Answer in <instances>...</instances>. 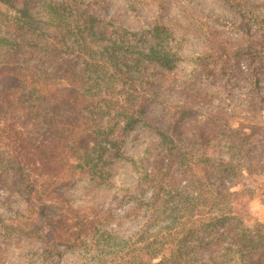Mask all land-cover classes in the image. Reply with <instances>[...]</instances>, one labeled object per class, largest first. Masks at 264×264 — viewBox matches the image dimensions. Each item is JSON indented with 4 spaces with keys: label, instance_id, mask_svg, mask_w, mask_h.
<instances>
[{
    "label": "trees",
    "instance_id": "obj_1",
    "mask_svg": "<svg viewBox=\"0 0 264 264\" xmlns=\"http://www.w3.org/2000/svg\"><path fill=\"white\" fill-rule=\"evenodd\" d=\"M15 3L22 5L13 29L0 35V180L27 202L31 228L21 234L38 239L37 264H187L200 258L196 248L209 247L211 233L212 252L227 257L234 245L242 260L264 264L263 236L235 230L229 218L238 165L262 160L264 136L251 143V132L231 128L197 88L211 54L186 60L164 27L112 24L91 14L86 0ZM112 112L123 126L108 136ZM143 133L152 138L145 146L137 143ZM128 140L127 152L149 154L142 170H132L135 188L149 195L123 196L135 200L128 211L139 222L122 234L109 228L110 210L81 208L63 189L81 172L115 188L122 174L114 165ZM202 207L208 216L197 222ZM4 256L0 249V264H9Z\"/></svg>",
    "mask_w": 264,
    "mask_h": 264
},
{
    "label": "rangeland",
    "instance_id": "obj_2",
    "mask_svg": "<svg viewBox=\"0 0 264 264\" xmlns=\"http://www.w3.org/2000/svg\"><path fill=\"white\" fill-rule=\"evenodd\" d=\"M17 1H0V35L11 32L10 28L13 29L10 23L13 22L15 11L22 5L15 3ZM86 2L89 4L91 14L112 24H121L132 29H139L141 25L164 27L170 32V37L178 42L176 48L186 60L192 53H210L212 66L205 68L204 73L200 75L197 88L202 93L211 95L210 102H213L215 107H222L231 128L250 131L251 143L256 146L262 143L264 0H239L240 6L245 7V9L242 7L243 13H240L237 7H233L232 0H86ZM255 17L258 19L255 20ZM35 19H38V16ZM32 26L37 32L35 26H38V20ZM187 66L188 64L182 67ZM112 116L113 112L106 116L108 121L109 118L111 120L105 130L108 136L113 132H120L123 126V122L117 125L115 119H111ZM257 137L261 138V142L257 141ZM148 140L152 141V138L147 139L143 133L138 137L137 143L145 146ZM130 142L132 140H128L122 148V152L126 153L124 159L120 158L119 154L117 158L119 163L114 165L116 172L118 170L122 174L115 177V188L100 184L94 176L81 172L82 179L73 181L63 189L68 198L79 200L81 208L110 210L113 218L108 226L122 234L136 231L139 222L134 213L128 211L130 204L135 200L123 196L130 194L139 200L149 195L148 191L135 188V175L132 174L134 169L142 170V160L149 154L144 151L141 157H137V150L127 152ZM105 150L101 155L102 160L108 161L111 151ZM231 191L236 195L232 199L230 224H237L240 228L264 238V157L251 166L241 161ZM26 204L23 197L6 187L0 180V249L3 250L5 261L9 264L38 263L40 247L38 239L29 240L22 235L31 228L25 226L29 223L27 219L30 213L24 211ZM207 212L208 208H200L197 212L200 219L196 221L207 218ZM30 219L38 227V216ZM197 222L195 225L200 228ZM238 226L234 225L235 230H239ZM182 234L178 235L179 238L183 237ZM167 235L165 232L163 241L167 239ZM204 236L207 240L208 238L212 240H208L211 242L209 247L196 248V254L200 258L187 264H250L240 258L239 252L233 251L234 245L227 257L212 252L216 250L212 239L215 233ZM170 237L168 235V239ZM173 242L164 245L165 253L168 255L169 252L176 251L177 244ZM222 243L224 247L227 242ZM187 245L197 246V242L187 241ZM263 249L264 247L259 252ZM63 256L69 260L68 253ZM191 256L188 255V259Z\"/></svg>",
    "mask_w": 264,
    "mask_h": 264
}]
</instances>
